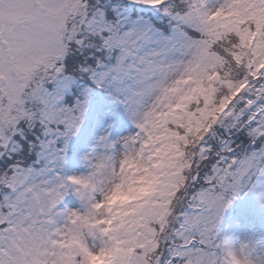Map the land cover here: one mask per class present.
Masks as SVG:
<instances>
[{
  "label": "snow or ice",
  "instance_id": "obj_1",
  "mask_svg": "<svg viewBox=\"0 0 264 264\" xmlns=\"http://www.w3.org/2000/svg\"><path fill=\"white\" fill-rule=\"evenodd\" d=\"M257 218L264 0H0V264H264Z\"/></svg>",
  "mask_w": 264,
  "mask_h": 264
},
{
  "label": "rangeland",
  "instance_id": "obj_2",
  "mask_svg": "<svg viewBox=\"0 0 264 264\" xmlns=\"http://www.w3.org/2000/svg\"><path fill=\"white\" fill-rule=\"evenodd\" d=\"M219 2H222V0H209L210 7L215 8ZM137 131L138 129L136 128V126L129 121L123 130L113 131L112 138L114 141L122 140L123 137L135 135ZM103 134H104L103 130H101L97 134V138L99 135H103ZM208 146L210 147L209 144ZM89 151L93 152V155L95 157L108 154L118 159L123 155L122 145H118L115 150L105 153V150L102 147L95 146L94 141L90 144ZM90 172H91L90 167L83 160H80L77 165L70 166L67 169L66 174L86 176L89 175ZM84 210H85L84 202H82L79 199V197L75 195L68 197L65 200L64 204L60 206V211L62 212H68V211L83 212ZM60 220L62 222L63 218H60ZM225 234L230 237L232 244L238 251L241 248L242 244L250 243L252 246L255 247L254 259L264 260V245L261 244V241L264 240V222H261L259 218L255 220H242L239 226H237L236 223H232L231 227H228L226 225ZM96 243H99V241H97Z\"/></svg>",
  "mask_w": 264,
  "mask_h": 264
},
{
  "label": "trees",
  "instance_id": "obj_3",
  "mask_svg": "<svg viewBox=\"0 0 264 264\" xmlns=\"http://www.w3.org/2000/svg\"><path fill=\"white\" fill-rule=\"evenodd\" d=\"M165 27H167V25H165ZM198 36V35H197ZM217 130L218 131H223L222 129L219 128V126H217ZM244 135V139H247V135L246 133L243 134ZM241 136V133H236L235 135H232L230 138H229V142L231 143V145L234 147V148H237L239 149V147L241 145H244V139H240L239 137ZM225 138H228V137H225ZM210 147H216L217 150H219L220 148V145H219V141H211L209 143ZM215 160V157H213V161ZM208 171H210V166L206 167L205 168V172L207 173Z\"/></svg>",
  "mask_w": 264,
  "mask_h": 264
}]
</instances>
